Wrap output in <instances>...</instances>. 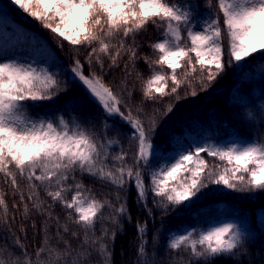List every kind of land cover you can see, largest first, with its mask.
<instances>
[{
  "label": "snow or ice",
  "instance_id": "6c2138e0",
  "mask_svg": "<svg viewBox=\"0 0 264 264\" xmlns=\"http://www.w3.org/2000/svg\"><path fill=\"white\" fill-rule=\"evenodd\" d=\"M9 3L25 19L30 17L49 30L58 47L63 48L66 41L77 54L82 50L87 52L84 63L77 55L66 70L71 74L72 83L79 84L88 99L103 112L99 131L95 118L77 112L78 103L73 100L62 111L33 115L29 105L40 107L39 102L53 101L68 90V82L61 79L60 70L47 62L54 58L51 46L45 47L46 41L44 45L33 41L35 55L30 58L8 56L0 47V173L4 174L6 183L10 180L14 190L18 188L17 175L26 179L27 200L32 202V209L45 215L42 230L47 233L50 227H55L57 241L63 244L62 249L42 247L36 256L39 258L47 252L48 259H38V264H91L93 254L103 258V264H110L107 241L111 239L114 243L117 233L104 222L121 230L122 219L131 222L126 200L116 207L108 199L89 195L91 190L86 189L77 175L108 182L121 190L126 184L134 186L136 202L150 219L152 209L147 206L150 195L153 206L166 215L169 211H179L181 206L190 207L211 185L221 186L225 191L264 193V142L261 140L240 138L223 146L208 143L181 146L178 141L174 144L170 136L167 149H159L153 140L160 110L155 109L147 117V124L141 118L145 101L158 102L165 96H175L178 102L182 86L192 89L190 94L196 96L190 78H196L193 74L197 66L200 76L206 75L207 85L200 80L202 90L206 91L225 71V55L227 63L237 68H242L253 55L264 57V0H215V3L205 0L203 15L199 0H9ZM149 24L159 33L158 39L149 44L158 53V59L142 58L152 75L144 80L135 72L142 87L140 104L133 109L130 102L135 87L128 88L127 77L133 75L128 69L135 71L140 58L136 37ZM182 33H186L190 44L184 42ZM224 37L229 40L227 49L222 43ZM24 39L27 37L22 26L9 19L0 4V44L14 40L18 45ZM125 56L126 77L114 88L104 82V76L120 67ZM85 65L90 70L88 74H85ZM261 65L264 75V61ZM165 68L171 70L170 76L162 74ZM178 69H185L179 74L183 79H178ZM169 79L173 85L170 89ZM173 108L169 104L163 114L167 116ZM117 119L128 126L126 135L137 145L133 157L135 171L125 163L127 152L122 145L118 154H110V149L118 145L121 133L117 131L116 138L109 139L112 127L109 121ZM201 153L225 162L222 170L217 165L209 167ZM109 160L118 162L119 166L114 163L109 167ZM153 160L162 163L150 169L151 185L146 188L143 169ZM41 189L52 204L40 200ZM116 200H121L119 194ZM20 201H25L23 193ZM56 203L65 210L63 224L59 216L53 215L52 205ZM0 206L6 210L3 194H0ZM105 208L111 209L108 215L104 213ZM28 213V204L24 203L25 217ZM258 221L264 225V210L259 213ZM70 224L76 225L77 230H72ZM98 224L99 236L96 235ZM136 228L140 264H147V221H138ZM65 235L75 239L78 247L73 248ZM249 237L250 230L240 220L233 219L199 231L196 228L177 230L165 239L164 249L178 256L183 253L177 264H242L241 249ZM49 239L45 235V245ZM153 241L157 246L160 244L159 230L155 231ZM15 244L27 255L18 238ZM0 264L33 262L19 258L6 262L0 258Z\"/></svg>",
  "mask_w": 264,
  "mask_h": 264
},
{
  "label": "trees",
  "instance_id": "16d2710c",
  "mask_svg": "<svg viewBox=\"0 0 264 264\" xmlns=\"http://www.w3.org/2000/svg\"><path fill=\"white\" fill-rule=\"evenodd\" d=\"M201 5L200 12L203 15L206 11L205 0H199ZM215 3V0H213ZM3 5L4 12L11 16L14 20L24 24L26 27L38 32L41 39L47 41V47L50 45V51L54 54V58L47 62L53 64L54 69H59L61 79L67 80V92L61 93L53 101L39 102L40 107H32L29 109L33 115L36 113L49 112L56 113L62 111L66 104L70 101H77V112L84 115H91L95 118L97 131L100 130V122L103 119L101 108L88 99L87 94L79 84H74L71 81V74L66 70L70 68L77 57L84 63V58L87 55L86 51H80L78 54L65 41L63 48L58 47L52 40V34L49 30L43 29L39 22L32 18L25 19L24 14L13 7L9 0H0ZM184 42L190 44L187 40L186 33H182ZM159 37L158 31L151 24L147 25L146 29L141 31L136 37V44L139 45L138 57L136 61L135 71L129 67L128 71L133 72L132 76H128V88L131 90L135 87L131 105L133 109L140 104L142 83L136 79L135 72L138 71L144 80L148 79L152 73L148 65L142 59L144 56L150 57L152 60L158 59V53H154L149 47V44L156 41ZM131 43V40L128 41ZM223 46L225 49L229 47L227 37L223 38ZM194 55V54H193ZM127 57L120 61V67L114 68L107 72L104 76V82L111 84L116 88L120 81L125 79L124 63ZM228 57L225 55V71L216 78L214 82L207 87V90H202L200 80L207 85L206 75L201 77L199 74V66L197 72L193 74L196 78H190L196 96H192V89L187 86H182L179 89V100L177 102L175 96H165L158 102L145 101L143 103V113L141 118L147 124V117L152 115L155 109L160 112L157 115L158 127L153 143L159 149H167V141L171 136L173 140L176 135H184L189 132H194L205 139V143L226 145L225 139L228 136H237L252 141L254 138L264 142V75L261 73V61L264 57L253 55L243 64L242 68H237L227 63ZM61 61L63 64H61ZM195 61H193L194 63ZM108 60L105 58V64ZM157 71H160L159 66H156ZM90 70L85 65V74ZM185 69H178V79H183L182 75ZM162 74L170 76L171 70L166 69ZM172 82L169 79L167 87H172ZM169 104H173L174 108L167 116L163 114V110ZM122 110H124L122 108ZM251 113V117L248 116ZM67 115V113H65ZM112 127L109 129L108 138L115 139L116 133H121L118 145L110 149V154L115 155L121 151L119 145H122L123 151L127 152L125 163L135 171L136 164L134 155L137 152L135 142L129 140L126 133L129 131L127 125L120 122L118 119L109 121ZM201 156L206 161L209 167L213 165L219 166L222 170L225 162L218 160L215 157H209L206 153H201ZM118 162L109 160V167H112ZM154 166V160L151 164L143 169L145 187L151 185L150 169ZM77 179L81 180L86 189L91 191L89 195H94L97 199H108L113 205L119 207L120 203L127 201L128 211L131 215V222L126 219L121 220L123 225L122 230L118 226H113L105 221V226L110 230L116 231L114 243L111 239L107 241L111 252L110 264H140L138 257V244L140 243L136 224L138 221H147V241L146 253L147 264H177L180 259L174 252H165V239L174 234L177 230L184 232L190 228H196L198 231L205 226L217 223L223 218H234L242 222L243 226L250 230V237L246 241L241 252L244 253L240 257L242 264H264V225L258 221V215L261 210H264V193H239L225 191L221 186L211 185L199 199L195 200L190 207H183L179 211H169L163 215L161 211L153 206V198L151 195L148 199V208L152 209V218L150 219L146 211L136 202V189L134 186L125 185L124 189H118L108 182H101L89 176L77 175ZM18 188L13 189L5 182L3 173H0V194H3L6 202V210L4 206H0V258L6 262L9 259L19 258L21 260L28 259L33 264H38V259L44 261L48 259L47 252L41 253L37 258L36 253L42 248L55 247L62 249L63 244L58 243L55 236L56 228L50 227L48 232L42 230L45 215L37 213L32 209V202L27 200L29 194L28 182L17 175ZM21 193L25 196L24 203L28 204V216L24 215V203L20 201ZM119 194L121 200H116V195ZM69 194V198H70ZM159 199V198H156ZM40 200L52 204L51 199L46 195L43 189L40 190ZM16 205V207H13ZM53 215L59 216L61 223L65 222V210L62 209L59 203L53 204ZM111 209L105 208L104 213L108 215ZM35 224V226H33ZM51 224V221H49ZM72 230H77V226L70 224ZM23 229V231H22ZM156 230H159L160 244L157 246L153 241V235ZM45 235L51 237L48 245H45ZM82 235V233H81ZM96 235H100V225H97ZM16 238L19 239L21 245L27 250V255L22 254L21 248L15 244ZM65 239L69 240L73 248L78 247V243L70 235H65ZM156 253L153 256V253ZM91 264H103V258L93 254Z\"/></svg>",
  "mask_w": 264,
  "mask_h": 264
},
{
  "label": "rangeland",
  "instance_id": "374dc122",
  "mask_svg": "<svg viewBox=\"0 0 264 264\" xmlns=\"http://www.w3.org/2000/svg\"><path fill=\"white\" fill-rule=\"evenodd\" d=\"M7 17L9 19H12V17H10L9 15H7ZM18 23H19V25L22 26V29H23L27 39L22 40L18 45H16L15 41L13 40L11 43L0 44V47L4 48V54H6L8 56H16L17 58H30V57L35 55V52L33 51L34 46H35L33 41H35L37 44L44 45L45 40L41 39L37 32L31 30L30 28L26 27L24 24H22L20 22H18ZM36 34H38V35H36ZM237 139H239L237 136H234V135L228 136L225 139V143L229 144L230 142L237 140ZM177 141L179 142V144L181 146H190V145L204 144L205 143V139L202 136L197 135L194 132H189V133H186L184 135H176L174 140H173V143L175 144V142H177ZM168 155H172V153L169 152ZM157 156L158 157L160 156L159 151L157 152ZM158 163H162V161L154 160V166L153 167H155ZM233 219L234 218H223V219L219 220L218 222H223V221L233 220Z\"/></svg>",
  "mask_w": 264,
  "mask_h": 264
}]
</instances>
